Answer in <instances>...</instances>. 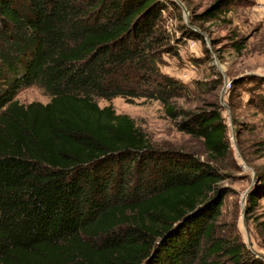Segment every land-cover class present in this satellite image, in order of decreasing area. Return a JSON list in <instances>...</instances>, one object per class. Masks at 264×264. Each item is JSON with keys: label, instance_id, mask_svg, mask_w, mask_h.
<instances>
[{"label": "trees", "instance_id": "16d2710c", "mask_svg": "<svg viewBox=\"0 0 264 264\" xmlns=\"http://www.w3.org/2000/svg\"><path fill=\"white\" fill-rule=\"evenodd\" d=\"M180 10L174 0H0V264H263L215 237L228 126L220 106H175L186 86L161 68L178 55L166 24ZM36 86L49 103L17 100ZM115 98L163 104L210 161L153 147L129 115L98 103Z\"/></svg>", "mask_w": 264, "mask_h": 264}, {"label": "rangeland", "instance_id": "374dc122", "mask_svg": "<svg viewBox=\"0 0 264 264\" xmlns=\"http://www.w3.org/2000/svg\"><path fill=\"white\" fill-rule=\"evenodd\" d=\"M180 1L189 11L187 19L180 6L168 20L178 55L163 58L162 72L182 82L184 97L175 100L178 110L198 113L220 106L228 126L231 157L218 162L225 174L219 186L226 190L216 238L244 243L264 264V197L252 205L249 195L256 189L264 194V0H234L217 18L199 28L191 21L218 0ZM184 26L203 35L202 40L185 37ZM235 43L245 45L239 52ZM28 105L47 104L50 97L39 87L22 89L17 97ZM100 107L112 105L118 114L129 115L157 149H172L210 161L202 139L182 132L163 104L122 98L99 100ZM208 264H234L228 257H212ZM197 264H205L198 260Z\"/></svg>", "mask_w": 264, "mask_h": 264}, {"label": "water", "instance_id": "95a60500", "mask_svg": "<svg viewBox=\"0 0 264 264\" xmlns=\"http://www.w3.org/2000/svg\"><path fill=\"white\" fill-rule=\"evenodd\" d=\"M177 3L181 6L182 10L185 13L186 18L188 19L189 18V11L186 9V7L180 1H177Z\"/></svg>", "mask_w": 264, "mask_h": 264}]
</instances>
